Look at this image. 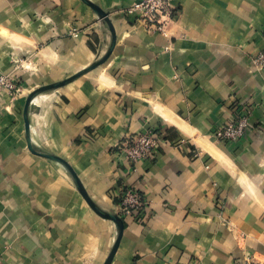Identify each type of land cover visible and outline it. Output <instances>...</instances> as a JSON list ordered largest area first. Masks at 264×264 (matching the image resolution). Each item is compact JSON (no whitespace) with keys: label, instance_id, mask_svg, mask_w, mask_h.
Segmentation results:
<instances>
[{"label":"crops","instance_id":"0c3cea01","mask_svg":"<svg viewBox=\"0 0 264 264\" xmlns=\"http://www.w3.org/2000/svg\"><path fill=\"white\" fill-rule=\"evenodd\" d=\"M90 1L115 41L81 0H0V66L26 91L110 53L34 99L33 147L65 159L104 212L140 191L112 264H264V72L252 65L264 0H173L167 35L127 14L134 0ZM25 95L0 94V264H104L116 226L60 164L30 152ZM244 110V136L219 141ZM149 131L155 159L130 162L123 144Z\"/></svg>","mask_w":264,"mask_h":264},{"label":"built area","instance_id":"2783aa9c","mask_svg":"<svg viewBox=\"0 0 264 264\" xmlns=\"http://www.w3.org/2000/svg\"><path fill=\"white\" fill-rule=\"evenodd\" d=\"M172 2L173 0H134L132 6L127 9V14L136 16L150 32L167 35ZM252 65L258 71L264 72V48L254 56ZM17 84L16 77L4 72L0 66V94L7 92L10 96L18 95L22 87H18ZM248 125L249 114L244 110L238 112L236 120L217 130L214 135L221 142H238L244 136ZM159 144L160 138L157 134L149 131L139 135L133 142L123 144L122 153L132 163L152 161L156 157ZM144 205L145 201L140 191L127 188L122 191L118 215L123 219L133 216L134 213L141 211ZM246 264L255 263L247 257Z\"/></svg>","mask_w":264,"mask_h":264},{"label":"water","instance_id":"95a60500","mask_svg":"<svg viewBox=\"0 0 264 264\" xmlns=\"http://www.w3.org/2000/svg\"><path fill=\"white\" fill-rule=\"evenodd\" d=\"M81 1L84 4H86L87 6H89L100 20H104L106 23H108V25L110 26V30L112 32V35H113V39L115 41L116 40L115 31L113 29L112 23L110 22V20L108 18V14L106 12H104L99 6H97L96 4L91 2L90 0H81ZM109 56H110V53L106 54L100 61L93 62L90 66L84 68L80 72L74 74L73 76H71V77H69L63 81H60V82H57L54 84L44 85L42 87H39V88L33 90L27 96L25 106H24V110H23V119H24V123H25V131H26V140H27V145H28V149L30 150V152L37 155V156L43 157L45 159H48V160H51L53 162L60 164L66 170V172L68 173V175L70 176V178L74 182L75 187L77 188V190L79 191V193L81 194L83 199L86 201L88 206L98 216H100L101 218H103L105 220L111 221L115 224L118 235H117L116 241H115L107 259L105 260L104 264H112L114 257L118 251L119 246H120L123 234H124L125 222H124L123 218H121L118 214L104 212L96 206V204L92 201V199L87 194V192H86L80 178L78 177L77 173L75 172V170L72 168V166L65 159H63L57 155H54V154H46V153H42V152L35 150V148L32 145L31 137H30L29 112H30L31 102L39 94L46 93L49 91H54L56 89L62 88L64 86L70 84L71 82L77 80L78 78L82 77L83 75L87 74L88 72H91L94 69L98 68L99 66H102L108 60Z\"/></svg>","mask_w":264,"mask_h":264},{"label":"rangeland","instance_id":"374dc122","mask_svg":"<svg viewBox=\"0 0 264 264\" xmlns=\"http://www.w3.org/2000/svg\"><path fill=\"white\" fill-rule=\"evenodd\" d=\"M97 19L99 20V18L97 17ZM79 34H81V32L79 31V30H74V28L72 29V37H75V36H78ZM105 55L104 54H101L100 53V51H99V54H98V56L96 57V59L93 61V62H98V61H100L103 57H104ZM66 66H67V68L62 64V69L63 70H65L63 73H62V75L61 76H57L56 74H55V77L53 78V77H51V78H44L43 80H42V84L40 85V86H38L37 88H39V87H42V86H44V85H49V84H54V83H57V82H60V81H63V80H65V79H67V78H69V77H71V76H73L74 74H76V73H78V72H80V71H78L77 72V70H75V71H73L72 69H70V68H68V64H66ZM99 67H101V66H99ZM98 67V68H99ZM98 68H96V69H98ZM62 70V71H63ZM95 70V69H94ZM74 72V73H73ZM12 73H10V75H11ZM84 76V75H83ZM17 79V78H16ZM25 83V81H23V80H21L18 84H17V86L18 87H20V86H22V85H25L24 84ZM70 84H72V82L70 83ZM69 85V84H68ZM67 86V85H66ZM26 87V86H25ZM65 87V86H64ZM37 88H35V89H37ZM63 88V87H62ZM35 89H33V90H35ZM32 90V91H33ZM58 90V91H57ZM23 91H24V93L26 94L25 96V99H24V106H25V102H26V99H27V96L30 94V92H32L31 90H28V91H26V88H25V90H24V88L22 87L21 88V92L19 93V94H22L23 93ZM54 91H57V92H62V89L61 88H59V89H56V90H54ZM29 92V93H28ZM50 92H53V91H49V92H46V93H50ZM46 93H41V94H39L38 96H40V95H43V94H46ZM17 95H15V96H11V98H13V97H16ZM38 96H37V98H38ZM36 99V98H35ZM34 102V100L31 102V104ZM23 110H24V108H23ZM25 135H26V131H25ZM36 150V149H35ZM42 153H46V152H42ZM47 154V153H46ZM72 180V179H71Z\"/></svg>","mask_w":264,"mask_h":264},{"label":"trees","instance_id":"16d2710c","mask_svg":"<svg viewBox=\"0 0 264 264\" xmlns=\"http://www.w3.org/2000/svg\"><path fill=\"white\" fill-rule=\"evenodd\" d=\"M121 202V199H120V201H119V203Z\"/></svg>","mask_w":264,"mask_h":264}]
</instances>
